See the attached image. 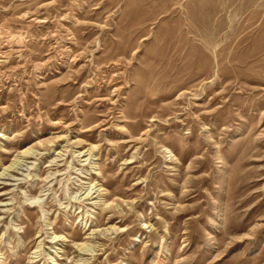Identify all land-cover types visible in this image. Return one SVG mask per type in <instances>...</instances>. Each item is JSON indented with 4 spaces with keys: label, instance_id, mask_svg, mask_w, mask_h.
<instances>
[{
    "label": "rangeland",
    "instance_id": "rangeland-1",
    "mask_svg": "<svg viewBox=\"0 0 264 264\" xmlns=\"http://www.w3.org/2000/svg\"><path fill=\"white\" fill-rule=\"evenodd\" d=\"M15 159L0 264H264V0H0Z\"/></svg>",
    "mask_w": 264,
    "mask_h": 264
},
{
    "label": "bare ground",
    "instance_id": "bare-ground-1",
    "mask_svg": "<svg viewBox=\"0 0 264 264\" xmlns=\"http://www.w3.org/2000/svg\"><path fill=\"white\" fill-rule=\"evenodd\" d=\"M28 153L29 152L27 151V152L24 153V155H27ZM16 162H17V159L13 160L10 165L1 168V170H0V180H2V178L5 176L6 172H8L9 170L13 169L14 165L16 164ZM10 172H12V171H10ZM83 247H85V245H82V247L80 249L82 250Z\"/></svg>",
    "mask_w": 264,
    "mask_h": 264
}]
</instances>
